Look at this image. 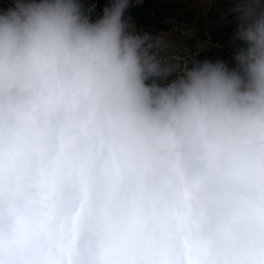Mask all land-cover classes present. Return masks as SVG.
<instances>
[{"label":"clouds","instance_id":"1","mask_svg":"<svg viewBox=\"0 0 264 264\" xmlns=\"http://www.w3.org/2000/svg\"><path fill=\"white\" fill-rule=\"evenodd\" d=\"M99 2L0 0V264H264V0L188 63Z\"/></svg>","mask_w":264,"mask_h":264},{"label":"rangeland","instance_id":"2","mask_svg":"<svg viewBox=\"0 0 264 264\" xmlns=\"http://www.w3.org/2000/svg\"><path fill=\"white\" fill-rule=\"evenodd\" d=\"M227 5L222 0H143L129 8L125 17H131L137 28L154 35L168 33L172 42L167 52L182 63L205 56L228 59V39L236 23L235 14L220 20L219 10ZM103 5L97 4V12ZM218 45V46H217Z\"/></svg>","mask_w":264,"mask_h":264},{"label":"trees","instance_id":"3","mask_svg":"<svg viewBox=\"0 0 264 264\" xmlns=\"http://www.w3.org/2000/svg\"><path fill=\"white\" fill-rule=\"evenodd\" d=\"M99 4L103 5V0H100Z\"/></svg>","mask_w":264,"mask_h":264}]
</instances>
